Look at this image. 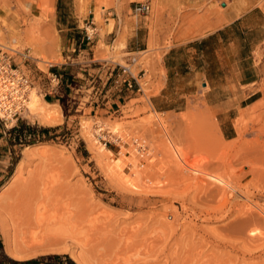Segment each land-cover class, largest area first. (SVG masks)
Segmentation results:
<instances>
[{
  "label": "rangeland",
  "instance_id": "1",
  "mask_svg": "<svg viewBox=\"0 0 264 264\" xmlns=\"http://www.w3.org/2000/svg\"><path fill=\"white\" fill-rule=\"evenodd\" d=\"M76 1L86 14L90 0ZM228 2L202 0L175 12L153 5L146 50L128 54L118 40L111 52L102 44L100 57L128 65L141 84L112 114L94 116L85 109L103 86L100 78L91 82L80 75L60 107L42 101L44 108L61 110L56 124L32 115L30 100L18 119L0 116V264H12L10 259L57 264L55 254L76 263L73 257H84L87 264H264V43L256 52L262 67L254 86L259 99L234 120L235 138L223 137L200 102L185 111L160 112L150 101L162 86L165 51L217 27ZM259 4L264 8V0ZM55 11V0H0V46L27 53V68L48 71L64 63L51 24ZM101 13L98 6L96 20L104 24ZM21 124L34 130L18 143L9 131ZM97 149L110 153L101 159ZM2 227L12 242H23L22 247L15 242L21 258L6 251ZM64 228L72 237L63 247L31 249V237Z\"/></svg>",
  "mask_w": 264,
  "mask_h": 264
},
{
  "label": "crops",
  "instance_id": "2",
  "mask_svg": "<svg viewBox=\"0 0 264 264\" xmlns=\"http://www.w3.org/2000/svg\"><path fill=\"white\" fill-rule=\"evenodd\" d=\"M104 1L106 4L90 0L87 13L81 15L76 0H55L51 24L58 32L64 63L52 64L48 71H40L30 64L27 68V60L20 59L22 69L27 68L33 89L41 90L44 102L49 105L59 106L57 103L70 95L76 78L83 75L91 82L100 78L103 86L85 109L100 117L117 111L141 89V84L138 75L122 73L120 62L106 59L111 68L106 67L100 57L104 53L101 45L110 46L114 52L113 45L120 40L125 43L128 54L144 51L150 38L146 18L153 5L156 11L165 7L175 12L180 5H196L202 0H147L151 4L147 14L134 12L133 7L139 1ZM226 5L217 27L201 36L175 42L165 51V76L150 101L160 112H181L189 103L200 102L208 108L205 112L217 119L223 137L233 139L236 137L234 120L242 109L259 99L260 90L254 86L262 72L256 52L264 43V8L259 0H229ZM98 6L103 11L104 24L96 20ZM111 20H114L112 28ZM89 75L94 78H87ZM55 76L58 79L54 80Z\"/></svg>",
  "mask_w": 264,
  "mask_h": 264
},
{
  "label": "built area",
  "instance_id": "3",
  "mask_svg": "<svg viewBox=\"0 0 264 264\" xmlns=\"http://www.w3.org/2000/svg\"><path fill=\"white\" fill-rule=\"evenodd\" d=\"M133 10L138 14H147L151 10V4L149 1L137 2ZM28 58L29 55L25 52L0 46V111L3 113V116H0L6 121L15 117L18 119L27 106L33 84L30 76L22 69L18 59L28 60ZM103 61H105L106 67L111 68L106 59ZM120 66L123 74H133L128 65L122 64ZM53 79L58 78L55 76ZM127 81L129 82V80ZM104 144L107 145V142Z\"/></svg>",
  "mask_w": 264,
  "mask_h": 264
},
{
  "label": "bare ground",
  "instance_id": "4",
  "mask_svg": "<svg viewBox=\"0 0 264 264\" xmlns=\"http://www.w3.org/2000/svg\"><path fill=\"white\" fill-rule=\"evenodd\" d=\"M224 11V10H223ZM11 30V29H10ZM13 30V29H12ZM13 32V31H12ZM15 32V31H14ZM13 32V33H14ZM12 33V34H13ZM16 33V32H15ZM1 35V34H0ZM51 41V40H50ZM57 43V42H56ZM53 44H54V40H52V43H51V47H53ZM57 45V44H56ZM56 45H54V46H56ZM45 62H47V58L45 59L44 58V60H43V63H45ZM32 90V89H31ZM30 98H29V100H30V102H29V104H28V108H29V111H30V113L32 114V115H34V116H36V117H38L40 120H42L43 121V123L44 124H50V125H52V124H56L59 120H60V117H61V110L59 109V107L58 108H56V107H51L50 109H47V108H44V106L42 105V101H43V103L44 104H46V105H49L48 103H46V102H44V100H42L41 99V97L37 94V92H36V90H32V93L30 94V96H29ZM50 106V105H49ZM0 115L1 116H3V113L0 111ZM59 124V123H58ZM49 125V126H50ZM85 125V124H84ZM85 128V127H84ZM88 131V130H87ZM86 131V132H87ZM88 134V133H87ZM95 142V141H94ZM91 143H93L92 141H91ZM90 144V143H89ZM37 146V145H36ZM30 147H33V146H30ZM30 147H27V148H29L30 149ZM37 147H42V149L44 148V147H47V148H49L48 146H46V145H41V146H37ZM50 149V148H49ZM48 149V151L49 152H51L50 150ZM92 149H94L93 147H92ZM96 149V148H95ZM37 150V149H36ZM98 151V154H99V157L101 158V159H106L107 158V153H106V151H108V150H102V149H97ZM35 152V150L32 152V153H34ZM39 152V151H38ZM41 152H43L42 150H41ZM55 152H57L56 150H55ZM109 152V151H108ZM30 153V152H29ZM32 153H30L31 155H32ZM36 153V152H35ZM48 153V152H47ZM60 153V152H59ZM110 153V152H109ZM38 154V153H37ZM36 154V155H37ZM39 154H42V153H39ZM45 154V153H44ZM51 155V157L49 158V159H52L53 157H52V152L50 153ZM61 154V153H60ZM62 155V154H61ZM38 156H40V155H38ZM54 156V155H53ZM182 156V155H181ZM180 156V157H181ZM184 156V155H183ZM182 156V157H183ZM42 157V156H41ZM47 157H49V153L47 154ZM181 157V158H182ZM185 158V157H184ZM54 159V158H53ZM68 159V158H67ZM64 160V162H65V159H63ZM186 161V160H185ZM105 162H106V160H105ZM187 162V161H186ZM61 163V162H60ZM66 163V162H65ZM68 163H69V161H68ZM104 163V162H103ZM107 163V162H106ZM108 163H109V161H108ZM111 163V162H110ZM223 163V162H222ZM62 164H64V163H62ZM224 164V163H223ZM101 165H102V161H101ZM101 165H99V166H101ZM108 165V164H107ZM225 165V164H224ZM224 165H223V167H224ZM257 165V164H256ZM259 165V164H258ZM67 166H68V164H67ZM103 166H104V164H103ZM106 166V165H105ZM228 166V165H227ZM107 167V166H106ZM111 167V166H110ZM219 167V166H218ZM223 167H221V168H223ZM68 168H70V165L68 166ZM101 168V167H100ZM253 168V167H252ZM17 169V168H16ZM215 169V168H214ZM255 169H257V168H255ZM259 169V168H258ZM263 169V168H262ZM104 170L106 171V169H105V167H104ZM225 170V169H224ZM253 171V170H252ZM251 171V172H252ZM259 171V170H258ZM262 171V170H261ZM254 172V171H253ZM16 173V172H15ZM20 173V172H19ZM106 173H108V172H106ZM255 173V172H254ZM214 174V173H213ZM245 174V173H244ZM243 174V175H244ZM250 174V173H249ZM260 174V173H259ZM259 174H257V175H259ZM18 175V174H17ZM110 175V174H109ZM253 175V174H252ZM261 175H263V174H261ZM15 176V174L12 176V178ZM260 176V175H259ZM259 178H261V176L259 177ZM258 179V178H257ZM261 180V179H260ZM263 180V179H262ZM256 181V180H255ZM11 183V182H10ZM9 183V184H10ZM264 183V182H263ZM6 184V183H5ZM8 186V185H7ZM6 186V187H7ZM3 188V187H2ZM260 188H261V186H260ZM5 189V188H4ZM262 189H263V187H262ZM224 190V189H223ZM256 194V193H255ZM242 207V206H241ZM243 210H244V208H243ZM236 212V211H235ZM251 212V211H250ZM24 213H26V212H24ZM244 213V212H243ZM247 214V213H246ZM245 214V215H246ZM239 215V214H238ZM25 216V215H24ZM27 216V215H26ZM30 216V215H29ZM28 216V218H30ZM243 216V215H242ZM241 218V217H240ZM255 218V217H254ZM259 218V217H258ZM31 221V220H30ZM68 222V221H67ZM65 223V222H64ZM63 223V224H64ZM74 223V222H73ZM71 224V223H70ZM66 225V224H65ZM64 225V226H65ZM72 225V224H71ZM66 226H68V225H66ZM72 226H70V228H71ZM74 227V226H73ZM73 227H72V229H73ZM7 228V227H6ZM1 229V228H0ZM69 229V228H68ZM75 229H76V227H75ZM48 230H51V229H48ZM46 231L45 232V230L43 231L44 233H45V235H43V236H41L42 234H40V233H42V232H40L39 233V235H37V236H39V237H37V238H34V237H31L32 239H34L33 241H31L33 244H32V246H34V247H32L31 245H29V246H31V249L32 248H35L36 247V249L38 248V250L39 249H42L43 248V250H45V248L46 247H48V246H55V247H57L56 245H58V246H60L61 244H64V243H66V240L69 238H71L70 236H69V234H70V231H68L67 230V228L65 229L64 228V230L63 229H59V230H57L56 232H54L55 231V229L54 230H51V231ZM69 232H67V231ZM30 231H31V229H30ZM66 231V232H65ZM72 231H74V230H72ZM2 232H3V234H4V236H5V249H6V251L9 253V254H11L12 256H13V258H17V259H19V258H21V256H22V254L20 255V250L21 249H19V251L17 250V248H16V246L17 245H15V242L17 243V244H20L18 241L20 240L19 238V240H17V241H15V242H12V240H11V238L9 237V235H8V233L6 232V230H5V228L4 227H2ZM50 232V233H49ZM32 233V232H31ZM65 233H67V234H65ZM78 233V232H77ZM77 233H75L74 235H76ZM80 233V232H79ZM27 234V233H26ZM79 235V234H78ZM33 236V235H32ZM80 236V235H79ZM12 237V236H11ZM77 237V236H76ZM75 238V237H74ZM13 239H15L14 238V236H13ZM76 239V238H75ZM21 241H23V240H21ZM69 241V240H68ZM73 242V241H72ZM23 243V242H22ZM21 243V244H22ZM20 244V245H21ZM28 244H31L30 242H28ZM28 244H25L24 243V245H26V247H27V245ZM20 245H18L19 247H22V245L20 246ZM76 245V244H75ZM17 246V247H18ZM28 246V247H29ZM46 246V247H45ZM62 246V245H61ZM67 246V245H66ZM66 246H65V248H63L64 250L65 249H67L66 248ZM24 247V246H23ZM25 247V248H26ZM40 247H42V248H40ZM63 247V246H62ZM24 249V248H23ZM29 249L30 250V253H32V250L34 251V249ZM27 250V249H26ZM28 250V251H29ZM61 250V249H60ZM23 251V250H22ZM28 251H25V253L26 252H28ZM53 251V250H52ZM56 251V250H55ZM74 251V250H73ZM40 252H43V251H41L40 250ZM45 252V251H44ZM47 252H50V251H47ZM54 252V251H53ZM35 253V252H34ZM34 253H32V254H34ZM36 253H39V251H37ZM74 253V252H73ZM73 253H72V255H73ZM28 254V253H27ZM32 254H30V255H32ZM29 255V254H28ZM82 257H83V255H81ZM80 256V257H81ZM78 257V256H77ZM73 258H75V259H78V260H76V261H78L77 263H79V264H87V262L85 261V258L83 257V259L82 258H76V257H73Z\"/></svg>",
  "mask_w": 264,
  "mask_h": 264
},
{
  "label": "trees",
  "instance_id": "5",
  "mask_svg": "<svg viewBox=\"0 0 264 264\" xmlns=\"http://www.w3.org/2000/svg\"><path fill=\"white\" fill-rule=\"evenodd\" d=\"M31 129L34 130V128H25L24 124H21V126L19 127H13L9 132L14 134L15 135V139H17V142H21L22 141V138L23 136H27V133H30ZM46 130L48 129H42L41 131L42 132H45ZM34 146V145H32ZM30 147V146H29ZM0 247H2V241L0 239ZM54 260H58V263L57 264H77L74 260H72L68 255H65V257H63L62 255H52L51 256ZM62 258H66L67 261L64 262L62 260ZM10 262L12 264H34V263H37V259H32V260H27V261H17V260H13V259H10ZM52 264H55V263H52Z\"/></svg>",
  "mask_w": 264,
  "mask_h": 264
}]
</instances>
